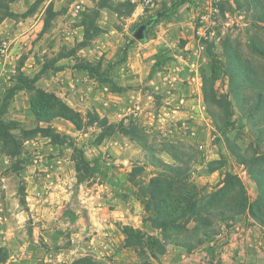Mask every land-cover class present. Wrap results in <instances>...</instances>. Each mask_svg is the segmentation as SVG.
<instances>
[{
    "label": "rangeland",
    "instance_id": "374dc122",
    "mask_svg": "<svg viewBox=\"0 0 264 264\" xmlns=\"http://www.w3.org/2000/svg\"><path fill=\"white\" fill-rule=\"evenodd\" d=\"M74 1L63 0L59 15L48 21L47 30L41 36L37 35L40 30L37 19L42 13L41 17L44 16L40 6L32 16L23 19L20 13L15 23H5L0 30V123L9 124L0 130H8L21 144L18 152L11 154L10 147H3L0 140V225L9 228L8 236L0 237V260L5 257L0 264L9 256V248L2 244L6 240L11 243L30 241L26 250L37 257L44 254L41 211L52 207V203L43 195L63 196L60 210L71 218L68 211L78 209L81 221L84 220L82 212L87 209L102 212L103 208L115 205L140 209L142 223L139 227L117 223L114 231L101 237L96 249L81 240L83 250L77 258L81 259V264H114L111 257L115 255L125 257L126 261L121 264H168L163 256L173 248L186 252L187 257H199L202 264L203 240L216 231L219 221L231 219L241 203L254 205L258 214L255 221L264 224V212L260 208L264 194L250 175V169L255 166L248 164L247 158L253 151L252 132L231 95L225 99L228 76L223 70L220 72L219 64H214L216 60H225V56L219 55L225 38L230 44L229 53L241 47L245 57L250 55L247 45L252 35L258 29L264 36V22L254 17V10L244 0H188L174 9L171 22H190L195 32L200 28L195 51L205 98L203 107L210 125L202 120L192 128L169 116L171 103L167 97L174 88L165 86L164 78L157 72L165 69L163 65L157 66L153 74L143 73L150 68L154 57L158 59L157 54L137 55L138 63L132 67L117 64L137 40L133 36L134 29L174 0H151L147 7L138 8L136 15L133 9L137 6L129 0H99L97 3L94 0L87 12L91 19L89 30L82 38L70 17L69 7ZM6 3L7 0L0 1L1 12ZM202 11L203 25L196 19ZM174 27L171 24L166 29ZM155 28L149 26L147 34L151 39ZM178 28L183 30L181 25ZM28 30H33L32 34L27 33ZM171 41L168 51L183 46L186 40L176 37ZM81 43L87 46L81 47ZM151 43L134 47L141 52L145 46L146 52ZM55 54L63 56L65 64L70 66L75 62L115 65L111 75L117 84H125L122 96L128 102L121 101L110 87L104 85V88L96 81L92 88L87 80L74 87L53 82L45 92L55 95L80 116L77 119L80 127L60 116L50 119L48 123L63 136L54 142L40 132L30 137L23 134V130L46 128V122L31 111V100L39 108L48 103L47 108L60 111L63 106L45 102L35 91L14 87L22 84V78H32L42 63ZM166 58L175 57L170 54ZM233 63L230 60L228 65ZM101 91L112 96L106 101L95 99L96 93L102 95ZM62 96L68 98L72 106L64 102ZM132 98L138 101L130 102ZM134 104L139 105L140 113L133 117ZM105 138L110 142L107 147L102 145ZM163 147L175 156L171 168L153 161L156 154L161 155ZM78 150L82 151L85 161L92 162L91 168L80 161ZM237 154L245 158H241L244 162L238 160ZM161 158L171 161L163 152ZM257 165V168L263 167L264 158ZM210 175L229 184L224 185V190H218L217 184L205 180ZM167 180L181 193L169 208L161 202ZM32 195L41 196L39 203L34 201L39 209L27 198ZM184 197L190 198L188 204ZM164 210L174 211V219L164 221L163 216L157 217L166 224L156 229L147 216H156ZM53 227L63 232L64 242H71L67 229ZM87 238L85 236L84 240Z\"/></svg>",
    "mask_w": 264,
    "mask_h": 264
},
{
    "label": "crops",
    "instance_id": "0c3cea01",
    "mask_svg": "<svg viewBox=\"0 0 264 264\" xmlns=\"http://www.w3.org/2000/svg\"><path fill=\"white\" fill-rule=\"evenodd\" d=\"M97 1L99 0H95L96 3ZM62 2L63 0H7L5 6H7L9 13L0 19V30L5 23L9 25H11V22L15 23L20 15L23 19L32 16L37 6H40V8H43L44 16L41 17L42 13L37 19V22H39L37 25H40V30L37 35L41 36L47 30L46 26L48 21L59 15L58 8ZM92 2H94V0H75L69 7L70 17L76 22L75 29L77 32L81 31L82 33L81 38L86 34L85 29L89 26L91 21L87 16V12L88 9L91 8V5L93 6ZM77 5H79V10L75 13L74 10ZM31 7L32 12L26 13ZM49 8L51 11L50 15L48 13ZM138 8L142 9L141 6L135 7L133 9V15ZM171 24H174L175 27L172 30H167L166 27ZM178 25L183 27L182 31L179 30ZM154 26L156 27L153 34L154 37L152 39L148 37L147 32L149 26H147L148 28L144 32L145 40H134L133 48H129L124 59L118 61L117 64L126 63L128 67H132L138 63L136 56H140L142 53L144 54H142L143 57L148 54H157L158 59L163 57L164 59L162 61H158V59L154 57L150 62V68L143 73H146V75L153 74L157 70V66L163 65V68H165L161 71L157 70V72L164 78L163 84H165V86L170 85L174 88L172 92H169L167 97L171 103L169 108L171 111V113H169L170 118L180 119L183 125L192 126V128H196L197 122H202V120L205 124L210 125L207 112L203 107L202 82L200 81V70H198L199 68L197 66L199 62H197L196 58L198 53L195 51V42H197L196 34L200 33V28L196 29L195 32L194 26H192L190 22L181 20L171 22L169 19H161ZM32 32L33 30L27 31L29 34H32ZM4 33H6V30H4ZM176 37L177 39H185L184 45L168 51L167 49H169L170 43L172 44L171 40ZM149 41L152 42L150 45L151 48L145 52L144 50L148 49L145 46ZM137 45L145 46H142L144 49H142L141 52H137L139 48L134 47ZM84 46H87V44L81 43V47ZM170 54L175 58H166V56ZM65 63L67 62L64 60L63 56L57 54L49 59V61L45 60L39 71L31 76H38L33 82L34 86L43 91H49V87L53 82L57 84H59V82L67 83V85L74 87L75 84L87 80L91 82L89 86L92 88L96 85L94 84V81H96L102 84L104 88L105 86L108 88L110 87L109 90L115 92V96L119 97L121 101L128 102V99L122 96L123 93H125L124 90H126L125 84H123L124 86L117 84L116 80L111 75V70L115 65L110 67L105 63L99 65L100 62L97 64L83 62L96 69L95 71H90L80 68V66L76 64L77 62L71 66ZM140 76H142V74ZM101 94L102 95L96 93L94 98H104L106 101L107 97L112 96L110 95L112 93L109 92H102ZM62 100L71 105V101H69L68 98L62 96ZM137 101L138 100L135 98L130 100V102ZM131 113L133 117L139 115L140 108L138 104L133 105ZM191 121L193 122L192 124L190 123ZM48 125H51V128L53 127L51 123L46 122L45 126L47 127ZM55 132L60 133L56 129ZM191 133L193 136L196 134L194 131ZM49 139L51 140L50 137ZM109 143L110 142L105 138L102 145L107 147ZM53 144L52 142V145ZM203 147L205 146L203 145ZM162 152L171 159V161L161 158ZM156 155L163 162L168 164L172 163L174 160L171 153L167 149H164V147L161 149V155L160 153ZM220 179L221 178L214 175L205 178L208 183L212 185L217 184V188L222 185ZM43 197L46 201L52 203L50 204L52 207H44L41 211L43 212L42 217L44 219L41 220V234L44 236L42 243L45 244L44 254L37 257L32 252H29V250H26L28 245L31 244L30 241L23 243L13 241L11 243L6 240L2 241V244L9 248V256L4 264H69L81 256L80 250H83L81 240L87 242L89 247L96 249L97 243L101 240V237L110 231H114L113 228L116 229L117 223L128 224L133 227H139L142 223L140 209L135 208L132 210L131 207H118L117 205H115V207H109L108 209L103 208L102 212H96L97 210L95 209H87L82 212L84 220L81 221L78 219L80 213L78 209L71 208L68 211L71 218L65 216L64 212L60 210L62 209L61 204L63 196L60 198L58 195H43ZM27 198H30L32 205L39 209V206L34 203V201L39 203L41 201V196L37 198L32 195L27 196ZM58 203L60 204L58 205ZM218 224L219 226L216 231L203 240L202 264H264V224L255 221L247 209L235 213L229 220L219 221ZM53 225H56L57 228L60 227L62 230L67 229L71 241L69 244L67 241L64 242L63 232L54 228ZM8 234L9 228L1 224L0 237L2 238L4 235L8 236ZM85 236H88L87 240H84ZM121 248L123 247L121 246ZM180 251L181 250L175 248L169 250L167 254L163 256V261L168 264H199V257H187L188 254L186 252ZM111 261L114 264H121V261L125 262L126 260L123 255H115L111 257Z\"/></svg>",
    "mask_w": 264,
    "mask_h": 264
},
{
    "label": "trees",
    "instance_id": "16d2710c",
    "mask_svg": "<svg viewBox=\"0 0 264 264\" xmlns=\"http://www.w3.org/2000/svg\"><path fill=\"white\" fill-rule=\"evenodd\" d=\"M1 1V0H0ZM188 0H174L169 4V6L163 10H160L153 16L147 18L145 20V25L152 26L155 25L158 21L161 19H171L172 14L174 12V9L176 7L181 6ZM245 3H248L249 7H251L254 10V17L257 18V20H262L264 22V2L263 0H244ZM2 4H0L1 7ZM32 7L30 10H28L26 13H31ZM9 13L7 6H4V11L1 12L0 10V19L7 15ZM49 15L51 14L50 8L48 10ZM259 29H263V27H258ZM86 33L89 30V27L86 29ZM262 34L257 29V31L252 35L251 41L247 45L250 55L244 56L242 53L241 47L238 49H235L233 53H229L228 49L230 47V44L228 43V39L225 38L222 41V49L219 55L225 56L224 62L222 60H216L214 64H219L220 66V72L223 70V73L228 76L227 80V93L225 99H227L228 95H231L232 99L235 101V104L238 106L239 112L242 113V115L246 118L249 127L252 132L253 142L250 144V146L253 148L252 154L247 157L248 158V164H251L252 166H255V168L250 169V175L251 177L259 183V187L261 188V192L264 194V166L261 168H257L258 161L262 158H264V36H261ZM227 50V51H226ZM124 59V55L118 60L122 61ZM233 61V65H228L229 61ZM80 68H84L90 71H95L96 69L92 66H89V64L86 63H78ZM212 75V74H211ZM37 75H35L32 78L24 77L22 78V84L16 85L14 88L17 89H28L35 91L39 94L40 97H43L45 99V102L49 101L50 103L59 104L60 111L59 110H52L49 107L48 103L44 104L43 107L39 108L36 106L34 100H31L30 106L31 111L33 114L42 121L48 122L53 117H63L68 120H70L73 124L76 125V127H80V123L77 121V119H80V116L77 112L73 111L70 107H68L65 103H63L61 100H59L55 95L49 94L41 89H38L34 86V81L37 79ZM205 98L203 97V101ZM231 101V99H230ZM229 103V102H228ZM231 103V102H230ZM133 124H131V127ZM0 127L7 128L9 127V124L0 123ZM129 127V126H128ZM40 132L43 135L49 136L54 142L57 139H60L61 136L59 133H56L52 130L51 127L47 126L46 128H34L30 130H23V134H26L27 136H34L35 133ZM0 140L3 141V147H10V150L8 149L9 153L16 154L19 150V147L21 144L17 142V140L14 138V135H12L8 130H0ZM4 137V138H3ZM79 152V159L81 162H84L86 164L87 168H91L90 161L84 160V155L81 150H78ZM173 156V154H171ZM263 156V157H262ZM175 159V156H173ZM237 158L240 161L244 162V157L240 154H237ZM244 158V159H241ZM153 161L163 165L165 168H171L172 166L168 163L163 162L158 156H154ZM79 166L77 164L76 170L78 171ZM234 178V177H232ZM152 182L156 181V179H152ZM228 185V182H222V185L218 187V190L225 189L224 187ZM166 188H165V194L161 199L162 203L167 204V208H169L171 202L173 200H177L179 196H181L180 192H177L174 188L171 187L172 182L170 180H167L165 182ZM225 185V186H224ZM216 193V192H215ZM152 194V193H151ZM150 194V195H151ZM225 194V193H224ZM223 194V195H224ZM262 194V193H261ZM187 204L190 201V198H186ZM264 200V199H263ZM178 201V200H177ZM260 208L264 212V201L261 202ZM188 207H186L185 210H187ZM248 210L249 214L255 218L257 217L256 208L254 205H245L244 203H241V206L237 208L234 212H242L244 210ZM174 211H167L164 210L162 212H158L157 215L149 214L147 217L150 221V224L155 227L156 229H162L166 223H162V220H159L157 217L163 216L164 221L172 220L174 217ZM263 224V223H262ZM155 242L157 240H154ZM1 250V249H0ZM84 259V258H82ZM5 260L2 259V261ZM0 260V262H2ZM81 259H76L70 264H81Z\"/></svg>",
    "mask_w": 264,
    "mask_h": 264
},
{
    "label": "built area",
    "instance_id": "2783aa9c",
    "mask_svg": "<svg viewBox=\"0 0 264 264\" xmlns=\"http://www.w3.org/2000/svg\"><path fill=\"white\" fill-rule=\"evenodd\" d=\"M132 4H135L136 6H141V7H147L148 5H150V1L151 0H129ZM79 10V5H77L75 7L74 12L76 13ZM196 19L198 20V22H200L201 25H203V21L205 19V17L203 16V11L200 14L196 15ZM138 107V106H137Z\"/></svg>",
    "mask_w": 264,
    "mask_h": 264
},
{
    "label": "water",
    "instance_id": "95a60500",
    "mask_svg": "<svg viewBox=\"0 0 264 264\" xmlns=\"http://www.w3.org/2000/svg\"><path fill=\"white\" fill-rule=\"evenodd\" d=\"M144 30L145 24H139L133 31L134 38H136L137 40H145Z\"/></svg>",
    "mask_w": 264,
    "mask_h": 264
},
{
    "label": "flooded vegetation",
    "instance_id": "af4514ba",
    "mask_svg": "<svg viewBox=\"0 0 264 264\" xmlns=\"http://www.w3.org/2000/svg\"><path fill=\"white\" fill-rule=\"evenodd\" d=\"M147 28H148L147 25H145V30H147ZM145 30H144V32H145Z\"/></svg>",
    "mask_w": 264,
    "mask_h": 264
}]
</instances>
